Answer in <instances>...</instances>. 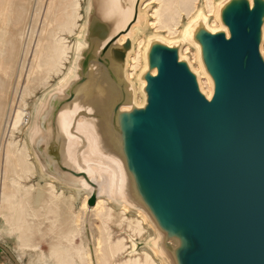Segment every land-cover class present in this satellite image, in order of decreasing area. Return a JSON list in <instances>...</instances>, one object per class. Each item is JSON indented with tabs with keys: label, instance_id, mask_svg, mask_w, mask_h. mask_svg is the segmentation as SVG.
<instances>
[{
	"label": "water",
	"instance_id": "obj_1",
	"mask_svg": "<svg viewBox=\"0 0 264 264\" xmlns=\"http://www.w3.org/2000/svg\"><path fill=\"white\" fill-rule=\"evenodd\" d=\"M141 2L86 0L75 76L48 93L34 150L52 173L91 182L66 157L70 140L81 154L93 134L166 264H264V0H221L215 31L203 17L193 23L188 41L211 96L181 54L185 41L150 38L139 105L127 69L136 27L147 25ZM133 241L129 254L146 244Z\"/></svg>",
	"mask_w": 264,
	"mask_h": 264
},
{
	"label": "rangeland",
	"instance_id": "obj_2",
	"mask_svg": "<svg viewBox=\"0 0 264 264\" xmlns=\"http://www.w3.org/2000/svg\"><path fill=\"white\" fill-rule=\"evenodd\" d=\"M76 1H79L81 4L79 8L81 17L79 16L76 18L74 32L60 31L57 35V38L60 36L61 38L62 36L65 37V45L69 48H71L76 39H78V32H80L82 28L85 19L86 0L16 1L23 6L28 4L29 12H27L25 21L20 24L13 23L11 26L10 37L13 43L17 41V47L14 52L15 55L9 57L10 49L6 54L5 52L2 53L3 56L0 55V88H3L0 89V115L3 116L2 123L0 124V185L2 182L1 179L4 177L1 170L3 169L2 153L4 154L5 150L3 142L7 141V139H13L20 150L24 149L26 132L28 129V124H26V122H28L26 121L28 113L33 111L35 102L38 103L40 99L51 91V88L54 89V86H57L56 84H58L61 79L62 73L66 71V67H69L71 64L73 53L71 49H68L67 55L59 63V66L57 65V69L51 72L43 70L47 69L45 66L38 67L34 71L31 67L36 61L44 64L43 61L47 59L48 55L47 50L43 48L42 44H44L46 48L49 47L51 42L50 37L53 36L54 38L56 36L57 28L66 20L65 11L70 4H74ZM213 1L216 5L221 0ZM197 3L196 12L192 14L183 13L179 19V24L175 25L173 27L174 29L178 27L179 30L182 31L185 25H187L200 10H204L206 13L205 0H198ZM156 7H158L157 2H153L145 6L143 10H148L149 17L152 19L151 13ZM1 13L0 11V21L3 20V15ZM215 19V15H210L209 25H213ZM5 20L7 21L8 17H6ZM19 30H21V33L18 38ZM143 30L144 31L141 30L138 32L135 42L137 48L138 41L144 40V45L141 46L142 50L147 40L152 37H165L171 41H177L181 38V34L169 35L166 28H158V26H149ZM186 47H188V50L183 52L184 56L191 60L195 68H198V61L195 59V47L193 44L187 43L182 48L184 49ZM140 70L141 68L136 72L139 73L141 72ZM136 75L137 74H135L132 79L134 83L138 82ZM38 77L41 78V82L31 86L28 91L27 85L29 81ZM50 85L53 86L50 87ZM205 89L208 90L206 87ZM47 90L49 91L47 92ZM43 93H45V95ZM139 98H143L141 91H139ZM22 99H25V101ZM18 112H21L23 120L20 128L15 130L12 134L13 123ZM28 119L30 118L28 117ZM21 164H23L27 170L30 167V161L22 160ZM14 177L16 178V175H14ZM43 179V177L37 175L32 169L26 175H23L21 182L27 187L34 186L35 189L33 191L27 190L25 191L26 195H21L19 209H17V211L15 210V213L8 212V217H5L3 215L4 213L2 214V200L0 198V242L19 259L20 264H95L97 261L96 256L102 254L100 249L102 244L97 245V243L103 237L100 228L101 221L97 213L93 212L88 216L89 225H86L83 220H80L76 224L80 232L77 236L75 235V238L73 236L69 238L74 232L72 230L74 224L71 221V213L67 212L69 211V206H71V200L62 198L57 202L53 201L46 181ZM78 197V199L72 200V214H74V212H82L83 195H79ZM66 201L67 203L65 205H68V210L67 207L61 205ZM123 216L125 218L132 217L129 212ZM13 218H15V220H13ZM114 220L119 222V215L116 214ZM109 225L112 232V240L117 242L124 239L123 244L129 246V248L132 244V240H136L137 242L144 241L149 235V232L146 231L137 232L136 234L133 233L128 227L127 219H125L121 226L113 221H111ZM71 245L75 247L76 250L70 248L69 252L65 253L63 257H57L55 254L57 250L63 248V246L71 247ZM129 248L115 257L117 263H124L128 260L129 257L127 254H129ZM136 257H140L141 260L145 259V255L142 252L137 256H132V258ZM0 264H15L2 247H0Z\"/></svg>",
	"mask_w": 264,
	"mask_h": 264
},
{
	"label": "bare ground",
	"instance_id": "obj_3",
	"mask_svg": "<svg viewBox=\"0 0 264 264\" xmlns=\"http://www.w3.org/2000/svg\"><path fill=\"white\" fill-rule=\"evenodd\" d=\"M16 1L17 0H0V11L2 12L1 14L3 15V20L0 21V55H2V53L4 52L6 54V52L10 49L9 57L15 55L14 53L15 48L17 47V41L13 43L12 38L10 37L11 26L13 23L20 24L23 21H25L27 12H29L28 4L23 6L18 4ZM153 2L154 3L157 2L158 7H156L151 13L152 16L151 19L149 17L150 15L148 14V10L144 11L143 9L145 8V6H148ZM197 2L198 0H142L140 6V12L141 14L147 13L148 15L145 22L147 23L146 28H148L149 26L152 27L158 26V28H166L169 35H177L179 33L181 34L180 39L185 41V43L187 44L190 43L188 41V37L190 35L192 25L200 17H203L206 20L209 28L213 31H215L216 29L223 28L217 14L218 4L220 2H218L215 5L213 0H205L206 13L204 10H200L196 14V16L193 19H191V21L187 25H185L182 31H180L178 27L174 29L173 27L179 24L180 21L179 19L181 18L183 13L192 14L196 12L197 4H198ZM80 6L81 4L79 3V1H76L74 4H70L67 10L65 11L66 20L64 21V23H62L61 26H59V28H57L56 36L54 38L53 36L50 37L51 42L49 44V47L46 48L44 44H42L43 48L47 50V55H48L47 59L43 61L45 65L42 64V62L36 61L31 66L33 71L38 67L45 66L47 67V69H43V70H47L48 72H51L52 70L57 69V65L59 66V63L67 55L68 49H71L73 53L72 56L73 58L70 62L71 64L69 67H66V71L62 73V77L59 80L58 84H56L57 86H54V89H60L64 87L71 80V78L75 76L76 59H78L81 49L85 46L84 42L82 41L83 32L85 30L84 22L82 28L81 29L79 28L80 32H78L79 34L77 35L78 39H76L75 43H73L74 45L71 48L65 45V37L62 36L61 38L60 36L59 38H57V35L60 31H69L71 33L74 32V28L76 27V18L79 16L81 17L79 13ZM210 15H215L216 17L213 25H209ZM6 17H8L7 21L5 20ZM136 28L139 29V31L141 30L144 31L142 28H139L138 26ZM20 33L21 30H19L18 38ZM163 38L166 39L167 41H171L165 37ZM124 39L125 38L123 37L122 40ZM136 39L137 38L134 39V49L128 56L129 63H128L127 74L130 80L133 79L135 74H137L136 76L138 77V75H140V73L146 67L145 52L149 44L148 42L149 39L147 40V43L144 46L143 50L141 49V46L144 45V40L138 41L136 48V43H135ZM195 49H196L195 59L198 61L199 67L195 68L194 64L191 63V60L190 63L192 64L194 70L199 74V80L202 89L207 93L208 96H211L212 85L210 79L202 69L199 60V48L196 46ZM187 50L188 47L184 49L182 48L181 51L182 56H184L183 52L184 51L186 52ZM262 50L264 52V44L262 46ZM139 68H141L140 70L141 72L137 73L136 71ZM40 82H41L40 77L36 79L34 78L33 80L29 81L27 85L28 91L31 88V86L39 84ZM135 84L137 91V101H138L137 103L139 105H142L144 100L143 98L142 99L139 98V91L141 84L138 82ZM52 86L50 85V87ZM205 87L208 88V90H206ZM52 89L53 88H51L50 90L52 91ZM48 91L49 90H47V92ZM48 93L46 95L45 93H43L45 97L40 99L38 103L35 102L33 105L34 108L33 111L28 113V117L30 119H28L27 117L26 120L28 121L26 122V124H28V129L26 132L24 149L20 150L16 146L17 143L13 139H7V141L3 142V146H5L4 148L5 150H4V154L2 153L3 169L1 170L4 174V177L3 179H1L2 182L0 185L2 214L4 213L3 215L5 217H8L7 216L8 212L15 213L14 211L15 210L17 211V209H19V205L21 204V197H22L21 195H26L25 191L27 190L33 191L35 189L34 186L27 187L21 182L23 175L24 174L26 175L32 169L35 171L37 175H40L45 179L46 185L49 188V192L53 201L57 202L62 198L71 200L70 202L71 206H69L70 207L69 211L71 212L69 211L67 212L71 213V221L74 224L72 230L74 232L73 234L70 235L69 238H72V236L75 238V235L77 236L78 233L80 232V229L76 225L80 220H83L84 223H86V225H89L88 216L93 212L97 213L101 221L100 228L103 233V237L97 243V245L102 244L100 248L102 254L96 256L97 261L95 264H166L158 252L156 233L151 228V226L149 227L147 225L146 217L139 211L131 210L129 205L125 202V200L121 196L122 177L118 165L115 162L113 163L108 158L101 155L99 149H97L94 146L93 134L91 135L88 132H84V135L87 137L88 140V145L87 148L81 154L77 152L78 146H75L76 142L74 140H70L67 148V157H66L68 163L72 167H75L78 171L85 172L91 182L87 181L84 178L72 179L52 173L50 171V167L52 166L51 162H45L44 160H42L40 158V155H38L36 150H34L35 141L36 139L40 138V135L42 133L41 123L44 113L46 112V106H47L46 99ZM22 100L25 101V99ZM2 118L3 116L0 115V124L2 123ZM22 120L23 118L21 112H18L16 114L13 123L12 134L15 130L20 128ZM61 124L63 128L66 126L65 122L63 123L61 122ZM22 160L24 161L27 160L28 162L30 161V167L28 170L23 166V164H21ZM14 175H16V178L14 177ZM95 192L97 195L96 204L90 207L88 202L91 196L93 195V193ZM79 195H83L82 209H81L82 212H74V214H72L73 213L72 200L78 199ZM66 203L67 201L65 203H62L61 205L67 207L68 210V205H65ZM127 212L131 213L132 216L131 218H125L123 216ZM116 214L119 215L120 218L119 222L114 220ZM125 219H127L128 227L133 233L136 234L137 232L146 231L149 232V235L145 239V243H146L145 246L141 248L139 253L127 254L129 258L126 262L117 263L115 261V257L124 250H127L129 246L123 244L124 239H121L117 242L112 240V232L109 224L111 221H113L114 223L121 226L124 223ZM13 220H15V218H13ZM72 245L71 247L63 246V248L57 250L55 254L57 255V257H63L65 253L69 252L70 248H73V250L75 249V247H73ZM136 246H137L136 242L132 240V244L130 247L136 248ZM141 252L145 255L144 260H141L140 257L132 258V256L135 255L137 256L141 254Z\"/></svg>",
	"mask_w": 264,
	"mask_h": 264
},
{
	"label": "built area",
	"instance_id": "obj_4",
	"mask_svg": "<svg viewBox=\"0 0 264 264\" xmlns=\"http://www.w3.org/2000/svg\"><path fill=\"white\" fill-rule=\"evenodd\" d=\"M131 248H132V247H130L129 249L131 250ZM130 250H129V251H130Z\"/></svg>",
	"mask_w": 264,
	"mask_h": 264
}]
</instances>
